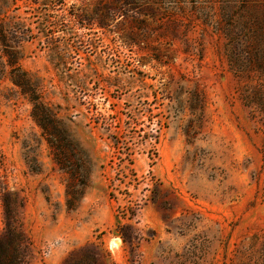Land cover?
<instances>
[{
	"label": "rangeland",
	"instance_id": "obj_1",
	"mask_svg": "<svg viewBox=\"0 0 264 264\" xmlns=\"http://www.w3.org/2000/svg\"><path fill=\"white\" fill-rule=\"evenodd\" d=\"M126 7L0 0V196L27 264H264V0Z\"/></svg>",
	"mask_w": 264,
	"mask_h": 264
},
{
	"label": "trees",
	"instance_id": "obj_2",
	"mask_svg": "<svg viewBox=\"0 0 264 264\" xmlns=\"http://www.w3.org/2000/svg\"><path fill=\"white\" fill-rule=\"evenodd\" d=\"M110 1L115 4H121L123 10L122 12L131 11V9L126 6L134 3V0ZM123 14L124 13H120V15L122 16ZM78 17L80 16H77V18ZM80 20L83 19H81L80 17ZM111 20L112 19L108 18L106 19V21H102L99 24L100 26H105L106 22ZM8 43L9 39L5 34L4 28L0 26V44L6 47ZM123 43L126 42L123 41ZM127 44L134 45L136 44V42L130 39ZM14 83L21 88L28 87L27 82L20 77H17V79L14 80ZM30 101L35 102L36 99L34 97H31ZM154 138L155 141H157L158 137L155 136ZM108 188V196L111 198L114 195L112 193L110 185H108ZM125 195L128 197L129 193H125ZM0 203L4 213V232L0 237V264H27L29 258V243L26 237H24L23 232L21 231V226L18 223V219L16 216V210L13 207V202H11L10 193L8 191H4L3 193H1ZM139 208L141 207H138V209ZM131 216L133 217L134 215L132 214ZM117 226H121L120 229L122 230L120 231V236L123 242L131 243L133 238H131V234L128 233V231L131 230V227L129 225H120V222H117Z\"/></svg>",
	"mask_w": 264,
	"mask_h": 264
},
{
	"label": "bare ground",
	"instance_id": "obj_3",
	"mask_svg": "<svg viewBox=\"0 0 264 264\" xmlns=\"http://www.w3.org/2000/svg\"><path fill=\"white\" fill-rule=\"evenodd\" d=\"M117 244H118V242H117V241L113 242V245H114V246H117Z\"/></svg>",
	"mask_w": 264,
	"mask_h": 264
}]
</instances>
